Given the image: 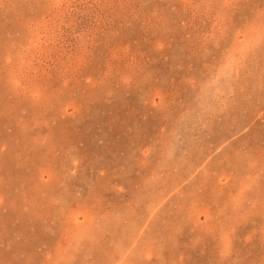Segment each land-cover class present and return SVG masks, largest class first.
I'll return each instance as SVG.
<instances>
[{"label": "rangeland", "instance_id": "obj_1", "mask_svg": "<svg viewBox=\"0 0 264 264\" xmlns=\"http://www.w3.org/2000/svg\"><path fill=\"white\" fill-rule=\"evenodd\" d=\"M0 264H264V0H0Z\"/></svg>", "mask_w": 264, "mask_h": 264}]
</instances>
